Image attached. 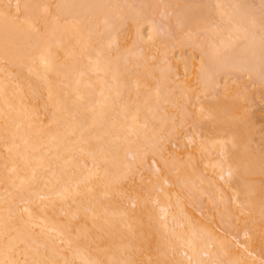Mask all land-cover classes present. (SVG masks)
<instances>
[{
    "label": "bare ground",
    "instance_id": "1",
    "mask_svg": "<svg viewBox=\"0 0 264 264\" xmlns=\"http://www.w3.org/2000/svg\"><path fill=\"white\" fill-rule=\"evenodd\" d=\"M4 1L0 0V264H133L132 256L147 242L160 249L154 264H172L165 249L176 251L179 245L185 256H176L174 264H264L248 230L219 234L187 215L176 198L179 209H172L168 184L188 191L194 204L195 187L208 181L199 167L189 172L179 166V152L172 150L167 157L166 148L177 127H186L183 140L187 146L203 148V163L211 165L210 170L214 167L221 180L214 186L226 185L242 208L239 212L247 211L264 223V192L243 180L263 173L264 162H259V152L248 156L246 114L242 123L230 122L238 102H195L196 115L207 117L212 131L219 133L214 135L218 139L206 142L199 131L188 129V115L177 100V95L184 103L189 99L188 83L197 88L196 98L221 84L226 91L229 82L224 84L221 74L227 68L247 72L264 86V0H164L157 2L167 18L160 25L152 17L158 0ZM207 3L214 5L212 12ZM128 20L137 26L136 39L121 46L118 31ZM170 25L203 31L196 42L201 52L197 61L193 53L167 57L169 46L175 49ZM158 43L168 48L157 50L163 52L160 60L167 62H155V67L160 63L156 74L151 63L157 58L155 50L149 47L151 58L143 45ZM134 54L139 59H133ZM173 68L191 78L175 80L182 73L172 76ZM234 82L233 94L245 99L241 87L247 85ZM166 103L172 110L180 108L178 119L167 114ZM214 147L218 156L211 158ZM148 153L162 160L163 165L155 160L151 169L153 178L161 176L158 181L152 178L161 192H154L151 205L146 195L145 206L137 191L141 197L131 195L135 207L127 208L120 202L124 194L130 196L124 180H129V173L143 182V176L134 175L141 172L135 167L142 163L145 169ZM166 167L176 171L172 179L163 171ZM153 185H146L148 191ZM211 192L216 215L227 219L225 198ZM19 201L24 204L19 206Z\"/></svg>",
    "mask_w": 264,
    "mask_h": 264
},
{
    "label": "rangeland",
    "instance_id": "2",
    "mask_svg": "<svg viewBox=\"0 0 264 264\" xmlns=\"http://www.w3.org/2000/svg\"><path fill=\"white\" fill-rule=\"evenodd\" d=\"M5 1L7 2V0H5ZM154 1H156V0H154ZM160 1L159 0L156 1V4H157L156 8L157 9L156 8L155 9L157 11H155V9H154V12H156V14H154V12H153V15H152V17L154 18V20H155V22L157 24L159 22H161V23H159V25L167 22V18H165V16L163 17V11L160 8L158 9V7H159L158 5L161 4L162 1L164 2V0H160ZM193 1H195V0H193ZM201 1H203V0H200V1L197 0V2H199V3H201ZM209 3L211 4V2H209ZM209 3H207L208 9L211 10V12H212V8H214L213 7L214 5L211 6V5H209ZM212 16L215 18V14L212 15ZM131 21L132 20L126 21V23H124L125 25L122 26L123 28L121 27L119 29V31H118L119 32L118 35H119V38H120V44L119 45H121V46H125L127 44H128L127 46H130L129 43L132 42L131 40L133 38L136 39L137 26H134L136 24L132 21L134 23V25H133V23ZM170 30L172 31V36H173L172 38L174 39L175 49H174V47L171 48V46H169V49H167V51L169 53L171 51H173L175 53L172 52L171 55L168 53L167 57L168 56L172 57L174 55H179V54H181V55L186 57V56H190V55L192 56V53H193L194 56L197 57V59L195 60V61H197L199 59V56H200L201 52H200L199 48L197 47L196 42L200 41L203 38V31L201 30V31L188 32V31H183V29L177 28V27H175L173 25H170ZM145 32H147V30ZM134 34H135V37H134ZM160 35H163V33L160 34ZM191 40H192V42H191ZM132 43H130V44H132ZM134 43H135V41H134ZM139 44L142 45V43H139ZM143 46L145 48H149L150 47V48H152L153 50L156 51V52L153 51V53H152L155 56L157 55L156 56L157 57L156 60H155V58L153 60H151V59L150 60H151V63L154 64V66L152 65V67H153L152 70H154V72L157 74V72L159 71L158 70V66H160V63L163 62V64H165V62H167L165 60L164 61L160 60V56L163 54V52L161 54L159 53V52H161V48H164V46L166 47V45L165 44H162V45L160 44L159 45V43H158L156 45H151V46H147V47L145 45H143ZM152 46H154V47H152ZM144 47L142 49H144ZM166 48H168V47H166ZM149 49H144V50L147 53H149L150 57L152 58L153 55L150 54L151 49H150V51H149ZM144 50H143V52L145 53ZM157 50H159V52ZM147 53H145V54H147ZM135 55L136 54L132 55L133 59L134 58L139 59V58H137L138 56L137 55L135 56ZM170 57H168V58L170 59ZM157 60L160 61L159 65L156 66L158 71L155 70L156 69L155 62ZM152 61H154V62H152ZM158 61H157L156 64H158ZM8 68L11 71L15 70V66H9ZM177 69L178 68L171 69L172 70L171 71V75L172 74L174 75V73L177 71V72L182 73V76H181V74H179L177 76H174L173 78L175 80H177V81L180 80V81L184 82L187 79L191 78V76L186 75L185 73H183L181 68H180V70L178 69L179 71ZM154 77H155V75H153V78ZM180 77L182 79H180ZM222 77H223V79H222ZM225 78H226V80H224ZM183 79H184V81H183ZM221 79H222L221 81L225 82L224 84H227L228 82H229L228 84H230V83L233 84V81H235L236 83H242V82H243V84L245 83V85H247V86H242L241 87V89L243 91V94L246 95L245 99L243 98L244 96L241 97V95L239 96V94L238 95L236 93L233 94V91L231 90L232 88H230L231 84L230 85L227 84V86H229V87H227V90L226 91L224 90V92H223L224 87H222L223 85L221 84L220 86H215V89L210 91L209 93L199 92V97L196 98L195 90L197 88L196 87H192L191 83H188V84H190L189 85V91H188V96H189L188 98L189 99L186 101V103H184L185 101L181 100L182 98L178 97V95H177V100H179L178 102H179L180 108L182 109V111L184 110L183 114L186 113V115H188L186 117L187 118L186 120L188 122V126L187 127H188L189 130H192L193 132H198L199 131L200 134L203 135V138H205V137L207 138L206 140H208V141L205 140L206 142H212L214 140L215 136L217 135L215 133L216 128L215 129L213 128L214 129L213 130L214 132H213L212 129H211L212 128L211 127L212 124H210L208 122V120H207L208 118L207 117L206 118H199L196 115L197 114V109H196L195 102L198 101V100L208 101V99H210V100L211 99H217V100L223 99V100H227V101L234 100V101H236L235 105L238 102L237 103L238 106H236V108L234 107L235 109H233V111L230 112V115H231L230 122L233 123L235 121V122L240 123V121H241V123H242V118L246 114L245 115L246 117L244 116L245 118L243 119V121L244 122L246 121L245 127L247 125V129H248L247 130L248 133H246V135L247 134L249 135V138H248V135L246 137V140H248V142H246L247 146H248V154H249L248 156H251L252 153L259 152V154H258L259 156H257V157L258 158L261 157L259 159V162L261 161V163L263 164V162H264V86L261 85V84H258L256 82V80H254V78L251 75L247 74V72H237V71H235L232 68L225 69L222 72V74H221ZM155 80H157V78L153 79V81L151 80L153 82V84H152L153 86H154V83H155L154 81ZM226 81H228V82L226 83ZM148 87H150V85ZM152 87H150L148 89H152ZM131 94H132V92H131ZM233 96H234V98H233ZM41 99H42V96H40V100ZM241 99H244V100H241ZM166 104H168V105H166V109H168V111H167L168 113L167 114H169L171 116L172 115L175 116L174 114H176V117L174 119H178L179 118L178 114L180 115V112H179L180 108L178 107L179 105L177 106V108H179V109H174V107H173V110H172V108H168L171 103H166ZM172 106H170V107H172ZM169 109L172 110L171 114H170V110ZM247 112L250 115H248ZM247 118H248L249 122H248ZM206 122L208 124H205ZM207 126H210V128L207 127ZM185 128L182 127V126L179 127V128L177 127V129L175 130L176 132H173V135L172 134L170 135V137L171 136H173V137H171V138L169 137V139L167 140V143H166V148H167V150L169 152L167 157H171L172 150L176 151V152H179L180 154L177 156L178 158H176L178 164H180L182 162L181 163L182 165L180 164L179 166H181V167L183 166L184 169H187L189 172L192 171V167L195 170L199 167L198 169L201 170V171L200 170L199 171L202 172V174H204L205 178L207 176L206 180L208 181V183H211V185H208V183L205 182V181H204L203 184H202V182L200 184H197V187H195V189L193 191V192H195L194 194L197 196V197H195V196H193V197H195L194 198L195 201H196V198H197V201L196 202L194 201V204H193V201H192L193 198L191 196L193 193L190 194V196H191V198H190L189 195H188L189 194L188 191L183 190L182 188H180L177 185L168 184L169 186H167V185L166 186L169 187V189L171 190L170 194L168 193L169 194L168 197H170L169 201L171 200V203H173L177 199L178 201H176V202L179 203V200H180V203L181 204L183 203L182 204L183 206H181V204L179 203L180 208L183 207L184 211H185V209H187L186 211L190 212V213L186 212V213H188L187 215L193 214L194 215L193 217H192V215H189V216H191L193 219H195L196 222L198 220V222L200 224L202 222V223L211 225L213 230L215 232L219 233V234H221V233L223 234V232H225V231L226 232H232V231L245 230V232H246V230H248L247 233L248 234L250 233V237L249 238H252V239H250L251 240V242H250L251 245L252 246L254 245L253 247L256 248V251H259V253L264 256V223H262V224L259 223L258 220H255L254 215H253V217H254L253 218L251 216L252 214L248 213L247 211L246 212L244 211V213H240L239 210H241L242 208H241L240 205H238L234 201L233 197L230 195L231 191L227 188L226 185H224L222 183L221 189L224 188V192H223V189L221 190L219 187L218 188L215 187L216 184L221 183V180L216 176V174L214 172L215 168L211 167V170H210V166L211 165L207 166V164L203 163L204 159L206 158V156L204 155L205 153L203 154V152H204L202 150L203 148L197 147L196 144H192L191 147L187 146V142L185 140H183L184 137L182 136V135H184V134H186L188 132L187 128H186L187 131L185 130ZM218 135H219V133H218ZM218 135H217V137H218ZM211 139H213V140H211ZM215 139H218V138H215ZM215 141H217V140H215ZM182 143H183V145H182ZM211 151L213 152V153L211 152V155H213V156L210 155V157L211 158L212 157L216 158L218 156L217 153H216V147L212 148ZM151 154L148 153L146 155V158H145L146 161L144 163L146 165L144 164V166H145L146 170L144 168H142V165H141L142 163L141 164L138 163L136 165L137 168L135 167V169H138L141 172H136L137 170L136 171L134 170L137 173L136 174L133 171V174L135 173L134 175H136L138 177H140V175H141V177L143 176V182H142L141 179L138 180L137 177H136V179L138 181L137 182L136 179H135V176L133 177L132 174L128 173V176L125 179H129L130 181L127 180L128 181L127 182L126 180H124L123 184H124V187H125L126 195L129 193L130 196L128 197V195H127V197H128V199H127V197H124L125 196L124 193H120V192H119L120 194L118 193V195H120L121 197L124 194L123 198H124V200L126 199V201H124L119 196L118 197L121 200L120 199H118V200H120V202L123 203L122 205L127 207V208L128 207L130 208L131 205H132V208L135 207L134 199L132 198L133 199L132 200V199H130V197H133L134 196L133 194L136 193L137 191L140 192L141 195H143V197H144L143 199L144 200L142 201L141 200L142 198H140L141 196L138 193V195L140 196L139 200L142 201L143 203H145V206L151 205L153 203L152 201L154 200L153 197L156 195L155 193L160 191L159 188L158 189L155 188V186H157L155 184V182H156L155 180L157 179V181H158V178L161 179V176L160 175H156V176H158V178H156V177L153 178L152 175H151L152 174V172H151L152 170L151 169L154 166L153 163L157 162L158 165H161L162 163H160V161L162 162V160L159 161V159L156 158L157 156H155L154 154L153 155H151ZM256 155H257V153H256ZM204 156H205V158H204ZM155 160H156V162H154ZM146 162H149V163H146ZM189 162H190V164H189ZM140 165H141V167H140ZM189 167H191V168H189ZM148 168H150V169H148ZM169 168L173 169L172 167H169ZM166 170H167V167H166V169H163V171L167 172L166 176L168 178L172 179L174 177V175L176 174V171H169L168 170L169 171V173H168V171H166ZM195 170H193V171H195ZM163 171H162V173H164ZM129 175H130V177H129ZM152 178L155 179L154 180V185L155 186L153 185ZM208 179H210V180H208ZM146 180H147V182H144ZM243 180L249 182L250 184H253L254 186H257L258 192H260L262 190L264 192V172L263 173H256L255 172V173H252V174H249V175H245V176H243ZM135 181H136V183H135ZM125 182L127 184H125ZM143 183H146V184H143ZM212 183H213V186L215 185L214 186L216 188L215 190H212V187H210V186H212ZM147 184L153 185V188L151 187L152 189L150 190V191H152L151 194L149 193L150 191H148L149 189L146 188ZM130 186H131V188H130ZM126 187L128 189V193H127ZM154 188L156 189V191H154L155 190ZM196 188H198V189H196ZM211 191H215L216 193H220L221 196L225 198V200H226L225 210L227 211V216H228L227 219L226 218H222V216L216 215L217 214V211H216L217 209L215 210L216 207L212 204L211 198H210V195H211L210 192ZM225 192H227V193H225ZM142 193H144L145 195L142 194ZM131 195H133V196H131ZM138 195L136 193L134 197H136ZM146 195L149 196V197L151 196L150 197L151 200H149V202H148V200H146L147 198L149 199V197H145ZM173 199H175V200H173ZM188 199H189V201H192V204H191V202L188 203ZM130 200H132V201H130ZM147 202L150 203V204L148 205ZM19 203H18L19 206L20 205L22 206L24 204V202L22 204L21 201H19ZM178 203H176V204H178ZM154 204L156 206L155 202H154ZM154 204H153V206H154ZM176 206H175V202H174L173 205H172V209L173 208H174V210L177 209L178 205H176ZM199 206H200V208H199ZM196 208H198V209H196ZM181 209L179 210V212L180 211L182 212ZM184 211H183V213H184ZM209 213H211L212 215H209ZM206 215H208V216H206ZM181 216H183V215H181ZM205 216L207 217V219L205 218ZM238 218H239V220H238ZM241 218H245V220H241ZM256 219H257V217H256ZM248 236L249 235H247L246 239L248 238ZM164 237H165V235H164ZM242 238L244 239L245 236L242 237ZM150 239H151L150 237L147 238V240H150ZM146 245H147L146 248L140 249L138 253L134 254L135 256H132L131 259L133 261V264H154V261L158 258L159 254H160V249L158 247H155L152 242H149V243L147 242ZM177 247L178 248H176L177 249L176 251L178 253L175 251V248H173V247H167L165 249L166 258L172 264H174L176 262V256H181V257L185 256L184 252H182L183 251L182 249H184V248H181V245H179ZM180 250H182V251H180Z\"/></svg>",
    "mask_w": 264,
    "mask_h": 264
}]
</instances>
